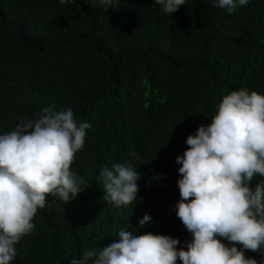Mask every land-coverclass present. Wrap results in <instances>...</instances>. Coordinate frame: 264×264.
Masks as SVG:
<instances>
[{"label": "trees", "instance_id": "obj_1", "mask_svg": "<svg viewBox=\"0 0 264 264\" xmlns=\"http://www.w3.org/2000/svg\"><path fill=\"white\" fill-rule=\"evenodd\" d=\"M0 264H264V0H0Z\"/></svg>", "mask_w": 264, "mask_h": 264}]
</instances>
